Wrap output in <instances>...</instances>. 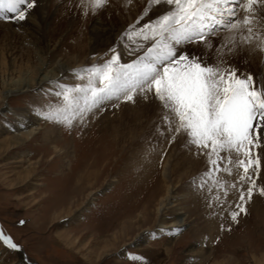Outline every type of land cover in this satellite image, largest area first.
<instances>
[{
  "label": "rangeland",
  "instance_id": "obj_1",
  "mask_svg": "<svg viewBox=\"0 0 264 264\" xmlns=\"http://www.w3.org/2000/svg\"><path fill=\"white\" fill-rule=\"evenodd\" d=\"M67 1L55 0L51 15L55 16L60 5ZM239 15L242 18L244 11ZM252 15L258 20L255 11ZM4 21L0 18V24ZM50 26L49 23L47 31ZM225 34L220 32L209 37L212 47L208 49H204L201 42L190 45L201 52L204 50L208 57H216V47ZM15 49L13 54L8 53L11 65L7 72L0 70V86L2 78L10 81V78L18 80L23 76L27 80L33 77L38 80L44 74L40 68L42 57L34 46L23 44ZM102 54L103 59L110 55L109 50ZM82 82L78 76L61 85ZM48 86H25L0 102L3 103L0 142L5 148L12 136L8 126L21 111L31 110L40 117L39 131L57 126L55 140L47 142L39 135L10 150L4 147L0 150V229L11 236L31 260L37 264H264V193L256 199V204L245 206L246 210L240 211L235 220L230 212L236 208L218 216L213 229L204 232L202 229L208 220L205 210L198 207L197 199H182L185 184L194 174L181 176L177 165L166 163L165 154L152 167L142 170L136 160L142 158L148 143H153L151 138L145 139L147 144L140 145L135 143L138 135L116 132L120 112L115 111V103L119 104L122 98L97 108L99 111L88 120L74 119L69 126L41 114L47 110V105L59 102L55 95L59 89H55V85ZM114 134L123 139L117 142ZM138 140L142 143V138ZM14 155L24 161L10 162ZM28 164L34 167L32 177L29 181L17 182L19 173ZM77 170L89 173V178L78 188L73 181ZM169 170L179 171L175 174ZM169 187L176 189L178 201L158 212V202ZM78 192L81 202H85L70 217L53 218L52 210L64 193L67 199ZM176 207L182 208L181 218L185 219L178 227L181 231L173 233L169 229L175 228L162 229L160 221L164 218L168 224ZM62 233H68L66 240H74L73 244L58 243L56 236ZM138 234L144 238L137 237ZM1 250L0 243V258L7 264H20L21 258L15 251ZM134 256L145 259L136 260Z\"/></svg>",
  "mask_w": 264,
  "mask_h": 264
},
{
  "label": "snow or ice",
  "instance_id": "obj_2",
  "mask_svg": "<svg viewBox=\"0 0 264 264\" xmlns=\"http://www.w3.org/2000/svg\"><path fill=\"white\" fill-rule=\"evenodd\" d=\"M87 2L95 11L106 0ZM35 3L36 0H0V18L23 21ZM157 3L166 4L168 10L155 19L150 18L134 32L124 33L142 38L137 47L143 51L134 60L121 63L115 48L109 49L110 59L79 70L81 76L87 77L86 84L58 86L55 93L58 104L47 105L41 114L71 126L77 117L83 121L88 112L106 106L113 99L131 101L137 94L147 99L151 94L162 109L161 123L168 132L169 143L183 136L185 146L194 155L206 158L207 168L200 174L199 187L211 182L216 188L224 189L227 196L226 182L217 174L231 175L233 168L237 169L231 187L237 186L236 181L242 184L236 210L230 212L235 220L240 211L246 210L244 204L251 199L261 176L264 76L254 77L231 64L222 66L225 64L222 58L210 62L206 55L198 57L179 50L178 46L201 42L208 49L212 47L209 37L226 32L216 47L218 56L232 54L238 43L249 44L253 40L264 51V31L253 30L260 24L252 15L257 0H148L149 6ZM241 24L246 34L242 33L238 42L235 30ZM260 28L264 29V24ZM258 190L264 193V187ZM214 198L219 199V194ZM180 231L169 229L173 233ZM0 241L9 248H20L2 229Z\"/></svg>",
  "mask_w": 264,
  "mask_h": 264
},
{
  "label": "bare ground",
  "instance_id": "obj_3",
  "mask_svg": "<svg viewBox=\"0 0 264 264\" xmlns=\"http://www.w3.org/2000/svg\"><path fill=\"white\" fill-rule=\"evenodd\" d=\"M54 1L55 0H36L35 5L29 10V13L23 21L6 20L0 24V34L3 33V38L0 40L1 72H7L8 67L11 65L8 63V53L11 52L13 54L15 47L17 48L19 45L23 47V44H28L34 46L41 55L42 63L40 64V68L43 69L44 73H42L43 75H41L38 80L34 77L27 80L23 76H20L18 80L10 78V81L3 80L2 78L0 102L8 99L10 95L21 90L25 86L33 88L35 86L43 87L44 85H49L48 87H51L55 85V89H59L58 86H62L61 83L74 80L78 76L82 78V84H86L87 77L81 76L79 70L86 69L90 65L99 64L106 59H110L111 53L106 59L101 57L103 55L102 53L113 47L119 55L121 63L134 60L143 51V48L137 47V45L142 42V38L136 35L131 37L125 36L124 33L126 31L134 32L135 29L147 23L150 18L155 19L157 15L168 10V6L164 3H157L149 6L148 0H131L130 3L128 0H106V3L93 11L87 0H69L62 3L58 13L52 16L51 10L55 3ZM146 8L148 10L145 13ZM253 8L258 16V20L260 19V24H264V3H260L259 0H257ZM49 23L51 26L47 31V25ZM129 25L133 26L131 30L128 27ZM253 30L264 31L260 26L258 28L255 27ZM235 31L236 40L239 42L241 34H246V28L244 25H240ZM257 43L258 41L256 40H253V42L249 44L238 43L237 48L232 54L226 53L224 58H222L225 61V64L222 66L231 64L238 69L252 73L254 77L264 76V51L257 47ZM195 47H192L190 44H184L179 45L178 49L184 52L195 53L198 57L202 54L206 55L203 53L204 50L201 52L195 49ZM215 54L216 57L215 55L214 57L211 55V58L206 55L210 62H215L217 59L221 58L216 51ZM94 59L95 61L93 62ZM111 101L107 102L106 105L111 103ZM0 104V109H3V103ZM115 105H117L115 111L120 112L117 116L119 123L116 125V129H118L116 132L122 133L123 135L125 133L138 135V139L142 138V143H139L138 139H136L137 141L135 140V143L140 145L148 143H144L145 139L148 140L151 138L153 142L151 144L148 143V149L144 152L142 158L136 160L138 166L142 167V170L148 168V166L152 167L157 159L165 154L166 163H174L175 166L177 165V168H180L181 176L185 177L189 176L188 174H194V178H192L189 183L185 184L186 189L182 195V199H187L189 197L195 200L197 199L198 207L203 211L205 210V215H207L206 217H208V220L206 221L207 224L204 225L205 227H203V229L201 228L204 232L213 229L214 222L218 216H222L225 212H230L232 209L236 208V204L239 202L238 189L242 182L236 181V187H231V185L233 181H235L237 169L233 168L231 175L223 172L217 174L226 182L224 187L227 189V196L224 194V189L216 188L211 182L206 184L204 188L199 187L200 174L207 168L206 158L203 155H194L193 152L185 146L186 138L183 136H178L169 143L168 132L166 131L165 125L161 123L162 109L159 102L154 99L151 94H149L147 99L137 94L133 97V100H121L119 104L115 103ZM97 111L99 110L93 109L88 112L84 117L85 120L90 119ZM39 119L40 117L34 112L32 113L31 110L26 109L18 113L16 121L8 126L11 130H9L11 132L9 134L12 135L9 140L10 142L7 144V148L4 147V143L0 142V150L3 147L5 150H10L20 145L23 141L36 139L39 135L47 142L55 140L57 126L52 125L44 131H39ZM117 137L118 134H114L113 139L117 142L123 139ZM149 149L151 151H149ZM257 151H259V149H257ZM44 155L45 154H43L42 158ZM10 158V162L12 163L24 161L22 158L18 159L17 155L11 156ZM233 159H235V154H233ZM32 166V164H28L24 167L18 175L19 178L17 182L29 181V178L32 177L34 172V167ZM175 166H173L174 170L176 168ZM168 167H170V165ZM167 168L164 170V175L166 176L168 175L165 174ZM173 171L169 170L168 172L171 173ZM178 171L179 170L174 171L173 173H177ZM171 176L170 178H172ZM176 177L178 178V175H176ZM86 178H89V173L87 174L85 171L84 173H80V171L77 170L73 178L75 187H81V184L85 182ZM194 180L195 183L193 182ZM256 183L257 189L253 191L251 199L245 202L244 207H247L249 204H256V199L263 194L259 192L258 189L264 187V155L261 156V176L257 179ZM75 187L73 189H76ZM244 187H247V185H244ZM81 189L82 190L79 191L80 194L83 193L84 187ZM79 192L77 195H70L67 199L65 198V192L62 200L60 202L58 201L59 203L57 205L55 204L52 210V217L58 219L70 217L71 213L75 211L81 203L83 204L85 202V200L81 202ZM217 193L219 194V199L214 198ZM177 201L178 196L176 189L174 187H169L166 194L161 196L158 202V212H161L164 207L170 206ZM254 208H256V206ZM173 211L168 224H165L164 218L160 221L162 229L165 228V226L176 229L184 222L185 218H181L182 208L176 207ZM67 235L68 233L57 235V242L64 241L67 244H73L74 240H66ZM140 236L142 235H137V237ZM0 243L3 251L10 249L20 256V264H37L23 252L21 246L18 249H12L3 244L2 241H0ZM1 253L3 254L4 252ZM0 264H7V262L0 258Z\"/></svg>",
  "mask_w": 264,
  "mask_h": 264
}]
</instances>
